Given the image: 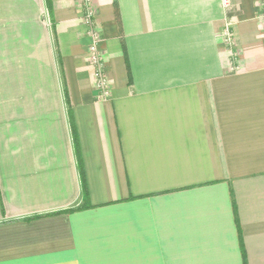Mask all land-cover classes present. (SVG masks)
<instances>
[{
    "label": "crops",
    "instance_id": "obj_1",
    "mask_svg": "<svg viewBox=\"0 0 264 264\" xmlns=\"http://www.w3.org/2000/svg\"><path fill=\"white\" fill-rule=\"evenodd\" d=\"M83 1L0 0V264H264L263 0H93L108 100Z\"/></svg>",
    "mask_w": 264,
    "mask_h": 264
},
{
    "label": "built area",
    "instance_id": "obj_2",
    "mask_svg": "<svg viewBox=\"0 0 264 264\" xmlns=\"http://www.w3.org/2000/svg\"><path fill=\"white\" fill-rule=\"evenodd\" d=\"M222 8L226 13L230 11V0H222ZM83 24L86 28V34L91 43L89 46V62L92 66V74L100 100H108L110 97V84L105 72V58L100 49V27L96 22V9L94 8L93 0H84L82 9ZM260 19L264 22V0L262 1V11ZM235 20L226 16L225 24L222 31V43L231 53L234 61L237 58L235 52L236 40L234 34ZM236 69V67H233Z\"/></svg>",
    "mask_w": 264,
    "mask_h": 264
},
{
    "label": "trees",
    "instance_id": "obj_3",
    "mask_svg": "<svg viewBox=\"0 0 264 264\" xmlns=\"http://www.w3.org/2000/svg\"><path fill=\"white\" fill-rule=\"evenodd\" d=\"M49 7L50 6H49V2H48V8ZM70 122H71V132H72V137H73V143H74L76 155H77V157L79 159V144H78L76 130H75V127L73 126V121H72L71 115H70ZM79 169H80L82 193H83V196H84V198L86 200L88 198V191H87L86 179H85L84 172H83V167H82L81 164L79 165ZM82 209L83 208H79V209H76V210H82ZM70 211H72V210H70ZM70 211L69 210H66V211H64V213H67V212H70Z\"/></svg>",
    "mask_w": 264,
    "mask_h": 264
}]
</instances>
